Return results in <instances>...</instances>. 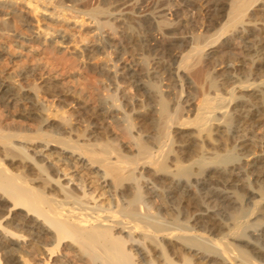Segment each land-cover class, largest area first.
Masks as SVG:
<instances>
[{
  "label": "bare ground",
  "instance_id": "obj_1",
  "mask_svg": "<svg viewBox=\"0 0 264 264\" xmlns=\"http://www.w3.org/2000/svg\"><path fill=\"white\" fill-rule=\"evenodd\" d=\"M18 1L0 0V7L14 15L15 5L22 3L34 13V24L25 15L17 16L30 36L13 33L5 20L0 35L13 38L19 48L27 43L55 47L69 40L65 31L40 27L37 17L65 23L66 9L81 0H58L54 12L41 6L50 7L55 0ZM100 1L113 11L108 13V9L104 21L98 19L101 11L90 14L96 44L81 50L86 56L122 47L112 45L114 37L103 34L105 30L116 34L114 23L123 29L132 14L123 13L128 0ZM137 1L135 10L142 11L146 0ZM159 1L155 11L143 10L145 14L137 18L146 31L139 40L147 58L114 72L115 66L100 69L114 79V83L109 80L114 91L98 103L94 117L123 126L129 146L120 148L121 152L105 142L98 144L97 136L93 139L96 145L88 143L98 134L94 124L85 140L88 144H78L76 137L64 136L69 135L67 123L58 121L57 125L56 119H49L50 112L48 117L38 116L41 124L36 130L19 126L34 120L35 96L19 97L0 82L2 106L19 110L12 125L0 128V264H35L36 249L46 255L39 264H46L59 249L71 253L74 264H264V135L259 132L264 129V80L240 76L234 63H227L222 72L204 75L209 92L203 93L198 104L188 96L181 103L171 100L179 82L189 84L184 75L189 68L187 59L197 56L189 62L196 67L211 58L217 52L205 53L204 49L224 35L228 36L223 47H236L252 70L264 71V47L260 46L264 23L248 24L254 18L248 11L255 7L259 10L254 12L264 13V0ZM197 14L200 20L220 26L219 34L209 42L201 31L205 26H197ZM131 38L135 46L137 38ZM185 48L197 51L194 57L188 51L186 59ZM177 64H183L182 68ZM139 67L144 70L143 78ZM122 76L128 91L117 80ZM228 82L233 86L220 93ZM132 89L145 101L140 104L130 96L129 113L120 105L118 94L125 101ZM135 120L148 122L146 127L151 130L145 136L150 143L134 132ZM172 127L180 131L175 150ZM185 128L191 131L184 133ZM217 135L236 143L230 149L223 145L226 150L220 153L217 148L222 143ZM249 147L255 150L240 153ZM126 149L135 153L128 156L123 152ZM87 176H92L95 187L86 182ZM184 199L190 202V214L182 211ZM63 257L61 264L73 263Z\"/></svg>",
  "mask_w": 264,
  "mask_h": 264
},
{
  "label": "rangeland",
  "instance_id": "obj_2",
  "mask_svg": "<svg viewBox=\"0 0 264 264\" xmlns=\"http://www.w3.org/2000/svg\"><path fill=\"white\" fill-rule=\"evenodd\" d=\"M56 1L58 2V0H55V2L52 1V5H50V7L41 6V8H44V10L48 12H54V9L56 7V6L54 7V5H56L57 3ZM128 1L129 2L126 1L127 4L125 2L126 5L125 7H123V11H124L123 13H129V14L134 13V15L131 16L132 14H130L129 18L127 19L125 18L126 20H125V25H123V29L120 28L122 27L121 24L114 23V26L117 28L116 34H113L112 32L109 33L108 30H105L103 34L104 37L108 35L112 38L113 36L114 37L113 41H111L112 45L119 43V45H121L122 47L114 46V48L106 50L104 52L102 51L94 52V53L92 52L89 53L88 56H86L85 54L87 52L83 53L81 51L84 49L86 45L92 48L96 44L95 42L96 35L93 32L94 20H93V16H91L90 14L101 11V13L98 14L99 16L98 19H100V21H104L106 17L105 14H107L108 9H110L108 13H111L113 11V7H110V5L103 6L100 0H81L75 3L76 7L73 6L71 8L69 7L68 10L66 9V13L63 15L65 19L67 18V22L65 23L63 22L50 23L47 20H43L42 18H40V16L37 17L40 22V27L44 29L48 28L51 32L65 31L66 33L65 35L69 40L65 41V43L62 45L49 47L47 45L41 46L38 44L27 43V44H23V46L19 48L17 44L13 42V38H7L0 35V54L3 56L2 59H0V82H3L6 85H8L11 88V92L18 95L19 97L26 96V97L34 98L35 96V99H33V102L35 104L34 111H36L35 112L36 115L33 116L35 117L34 120L27 122L26 125L24 123H20V124L17 123L19 126L22 125V127L24 128L26 127L27 129H31L32 131L36 130L41 124L40 123L41 118H39L38 116L42 118L48 117L49 114L51 113L49 119L50 118H52L51 120H53V118L56 119L54 121L55 122L57 121L56 122L57 125L59 122L67 123L66 127L70 129H67L66 131L67 132L69 131L68 132L69 135L65 134L64 136H67L72 140H74V138L76 137L77 139L76 138L75 139L78 140L77 141L78 144L84 143L86 145L87 141L85 140L89 138V134L91 133L90 125L94 124L96 127L95 131L98 134L97 135L94 134V138L88 140L93 141V139H95V137L97 136L96 137L97 139L95 140L98 141V144H100V142L101 144L105 142L104 144L107 143V145H109L116 151L117 150L120 151V148L129 146L128 140L124 137V129L121 124H116V123L109 124L108 122L105 121L101 122L96 120V118L94 117V112L96 111V107L98 103L105 100L114 91L113 89L114 84H109L110 83L109 80H112L111 81L112 83L114 79L109 78L110 75L104 71H100V69H102V67H104L105 65L107 66L109 65L108 66L109 68H111V66H115L116 69L113 70L114 72L115 70H118L119 67L122 68L126 64L133 62L136 63L140 62L139 59L143 60L145 59V56L147 58L145 48L142 47V45L144 46V44L140 41L141 37L146 31L143 25L137 22V18L138 16L145 14V12L143 13V10L146 11V13L148 11H149L148 13H150V11L151 12L155 11V9L153 10V8L155 7L157 9V7L161 5L160 3L161 1L146 0L141 5L140 9H142V11L135 10V6H136L135 4H138L139 3L138 1L137 3L136 0H128ZM163 1L165 4L173 3V0H169V1L163 0ZM17 5H15L16 14L14 13V15L13 13L10 14L9 11L5 10L4 7H0L1 9L0 28L2 21L5 20L6 22L9 23V26H11L10 29L12 30V32L14 31L13 33L15 34L18 33V35L20 34L27 38L30 36V33L28 32V30L24 28V26L20 25V23L17 20V16L25 15L29 20V22L34 24L33 20L36 18V15L34 13L29 12L28 9L22 3L20 4L18 3ZM254 8L255 7H252L248 11V13L251 12L254 17L251 23L248 24L253 25L255 21L256 23H261V22L264 23V13L260 11L254 12L253 10H259V8H255V9ZM133 17H135L136 20ZM195 18L198 20L197 26H201V24H203V27L205 26V28H202L201 31L202 34L204 35L206 34L205 36L207 42L211 41L216 37L217 34H219L220 26L219 27H216L214 25L212 26L205 19L200 20L202 19V17L198 14L196 15ZM185 32H187V30H185ZM177 33H180V31H178ZM226 36L228 35H224L220 37V39L214 45L207 46L203 52L209 53L216 51L217 53H215L214 55H210L211 58L207 59L206 61L200 62L201 65L199 63L195 67L196 64H193L194 67L192 69L190 67H192L193 65H191L190 63H192V61L195 60L194 58H197L196 56L197 54L195 55L196 57H194V54L197 51H192V49L189 50L190 48H185L183 50L184 55L188 51H190V54L191 52L192 54L189 57L190 58L194 57L192 60H190L189 58L187 59V54H189L187 53L185 58L187 59V62L188 61L190 62V63L188 62L189 64L186 62L187 65L189 66L188 69L190 70L187 69L188 70L187 71L182 69L184 70L185 78L187 79V82H189V84L184 85L183 82L182 83L179 82L180 88L176 89V94L175 92L172 93L171 96L172 103L175 104L176 101L177 103L178 102L181 103V101L186 96H188L187 98L191 99V101L198 104L202 99L203 95L209 92L208 89L209 87L206 83V80H204L206 74L222 72L223 71L222 67L227 63H234L236 73L239 74L240 76L251 75V77H253V79H257V81L264 80V71L252 70V68L248 64L249 62L244 59L241 51H239L234 46L231 47L229 46L227 48L222 46V43L226 41ZM135 37L137 38L136 40ZM130 38L131 40L134 39L136 41L135 43L137 46L136 45L133 46V44L130 42ZM137 40L140 42H137ZM260 46L264 47L263 42L260 44ZM79 51H81L83 55ZM121 55L123 56V58L121 57ZM114 62L116 63L114 64ZM178 63L180 64V62ZM179 64H177L176 67L181 66L182 68L183 64L181 65ZM140 67L138 69V74L139 76H141V78H143L142 76H144V70ZM212 70L215 72H212ZM119 72L123 73V70H120ZM19 74H21V76H17ZM124 79H125L124 76H122L119 77L117 80L121 82V87L123 89H126V91H128L130 88L127 86V82ZM232 86L233 85L230 82L222 85L221 86L222 89H220V93L225 94L226 91H228ZM202 89H204V91ZM129 93L127 94V98L125 101L123 98L119 99L121 94L120 95L118 94V101L120 102V105L126 106L125 110L127 112L131 111V105H129L130 96L140 100L141 101L140 104H142L145 101L144 96H142V94H140L138 91L132 89L129 91ZM181 94L182 96H180ZM136 109H139V107H137ZM183 112L184 111H182V113ZM18 113L19 110L16 107L15 108L12 107L11 109L5 108L2 106V102L0 101V122H1L0 125H2L0 126V128L7 129L8 125L12 123V120H14L18 116ZM133 119H135V117H133ZM134 123H135L134 132L136 133L139 132L138 134H140L144 142H146L147 144L150 143L149 141L151 140L146 138V136L149 134L151 130L150 128L146 127V125L148 126L147 124L148 122L144 125L143 122L135 120ZM68 124L70 125L69 127ZM187 128L183 130L184 133L185 132L188 133L191 131V129L187 130ZM262 130L263 131H259V132H261L260 133L261 135H264V129ZM175 131L176 129H174L173 127L170 129V135L173 134L171 136L175 138V140H173L174 150L177 149V147L175 146L180 140L179 137L180 135L178 134V132L180 131H177V133ZM215 138L219 141V143L220 142L222 143L221 144L222 146L217 148V150L220 153H222L224 149L226 150V148L230 149L236 143L235 142L236 140H233L230 137L227 138V141L223 140L220 135H217ZM95 140L93 142L90 141L88 143L94 144L95 142L96 145L97 142ZM110 143L113 146H111ZM223 145L225 146L227 145L226 148ZM147 146H151V145L149 144ZM1 149L3 148L0 147V153L2 152ZM165 150H167V148ZM253 150L255 149L249 147L246 150H242V151L240 150V153L248 154L250 153V151ZM130 151L131 150L126 149L123 152L127 153L128 156L135 153L134 151L131 152ZM149 168H153V167H149ZM145 174L146 176H149L150 169L146 168ZM91 178L90 176H87L85 178L86 182L88 180L89 182L87 183L89 184L91 182L90 183L91 187H95L94 179ZM189 203L190 202H188L187 199H184V201L181 202V208L184 214L189 213L191 211ZM31 245L33 246L34 243H31ZM30 250H32V248ZM59 250H58L59 252L58 255H54V257H51L48 260V262H46V264H61L59 259H62L63 255H64L63 257L64 260H69V261L73 260L71 253L63 249H59ZM41 252L44 253L42 249L41 250L36 249V255L38 256L37 257L38 259L35 258V260H37L36 262H34L35 264L42 263V261L46 259L45 254L43 256L40 255ZM72 262L73 263L71 264H74V261Z\"/></svg>",
  "mask_w": 264,
  "mask_h": 264
}]
</instances>
